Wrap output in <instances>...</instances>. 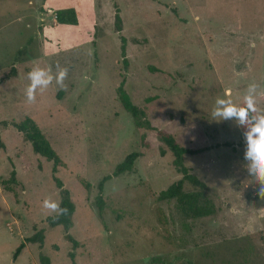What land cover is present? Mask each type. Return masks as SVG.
<instances>
[{"label": "rangeland", "instance_id": "obj_1", "mask_svg": "<svg viewBox=\"0 0 264 264\" xmlns=\"http://www.w3.org/2000/svg\"><path fill=\"white\" fill-rule=\"evenodd\" d=\"M68 8L76 26L55 19ZM57 65L68 69L64 87L54 80L27 102V73L55 75ZM253 81L264 116V0H0V264H264V200L245 134L211 115L218 99L239 108ZM121 82L152 128L210 150L178 164L124 110ZM25 117L63 162L54 176L75 207L76 248L45 221L56 213L43 201L59 203V190L52 162L10 126ZM131 153L140 154L131 170L112 176ZM183 168L206 185L212 215L185 217L175 200L159 199ZM12 170L16 184L4 183ZM183 190L198 188L185 181ZM37 232L42 245L26 243L14 259Z\"/></svg>", "mask_w": 264, "mask_h": 264}, {"label": "trees", "instance_id": "obj_2", "mask_svg": "<svg viewBox=\"0 0 264 264\" xmlns=\"http://www.w3.org/2000/svg\"><path fill=\"white\" fill-rule=\"evenodd\" d=\"M55 19L59 25L76 26L78 24L76 12L72 8L58 10L55 13ZM116 19L118 24V16L116 17ZM123 85L124 82H121L117 89V95L124 110L130 114L137 128L142 129L143 125H145L148 130L156 131L158 137L169 147L172 156L178 164H182V161L185 157H196L210 150V148L207 147L201 149L191 148V145L189 143L186 146H183L179 141L175 140V137H173L171 134H168L167 132H164L162 130L158 131L157 129L152 128L150 126V123L146 119L145 113L137 106L132 104L129 96L123 89ZM244 106L245 103L240 105V107ZM254 117L258 118L257 112H250L247 125L241 126V131L243 134H245V131L249 129L254 123ZM10 126L21 134L24 142L30 144L32 152L35 155H39L52 162L53 180L57 189L59 190V204L61 207H66L68 209V214L60 216L58 219H53V217L56 216L55 214L54 216L47 217L45 221L50 228H54L57 226L62 227L65 232L64 239L72 244V248H76V241L71 237L70 234H68V231L72 226V216L75 212V207L71 200L69 191L67 189H64L62 182L54 176L57 173L58 168L63 166V162L61 161L55 150L52 148V145L45 138L40 128L31 118L25 117L19 123L12 122ZM0 147H2L1 142ZM139 156L140 154L138 153H131L126 156L124 160L115 167L112 176H119L121 174L129 172L135 160ZM182 170L184 174L182 179L168 187L165 191L161 192L159 194V199L167 201L175 200L180 213L185 217L196 219L212 215L214 213V208L212 203L207 199L205 195L206 185L201 182L196 176L192 175L188 169L183 168ZM15 176L16 172L15 170H12L9 179L4 183L16 184ZM110 178L111 176L102 178V180L98 184L99 192L102 193L104 184L108 180H110ZM185 181L189 182L194 187H197L198 190L196 192H184L183 183ZM4 183L3 185L5 190L13 192L12 189L7 187ZM43 239L44 237L41 232H37L33 236L26 238L24 241L20 242V244L16 248L13 254V258L16 259L20 255L26 243H39L40 245H42ZM69 257L71 258V260H73L74 256L72 253H70ZM41 262V264H49V260L46 257H41ZM71 264H75V262L72 261Z\"/></svg>", "mask_w": 264, "mask_h": 264}, {"label": "clouds", "instance_id": "obj_3", "mask_svg": "<svg viewBox=\"0 0 264 264\" xmlns=\"http://www.w3.org/2000/svg\"><path fill=\"white\" fill-rule=\"evenodd\" d=\"M251 47H255L254 42H250ZM55 75L52 74L51 68L45 69L34 67L27 73V79L30 81L25 89L26 100L29 103L35 102L37 90L47 89L55 80L56 84L64 87V80L67 77L68 69L56 66ZM257 83L253 81L249 85V95L245 97V106L236 107L230 100L218 99L216 108L212 110V120L216 122L234 120L241 126H246L249 120V113L256 112L255 99L251 93L255 92ZM254 123L245 131L246 151L244 157L250 161L249 175L255 177L257 189L255 194L261 200H264V116L253 118ZM43 207L52 213H56L53 219L68 214L66 207H61L59 203L45 199Z\"/></svg>", "mask_w": 264, "mask_h": 264}]
</instances>
